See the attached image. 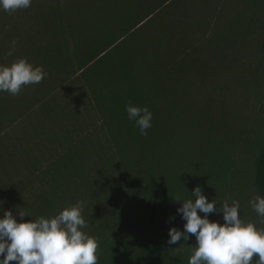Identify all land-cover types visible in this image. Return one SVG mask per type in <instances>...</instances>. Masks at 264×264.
<instances>
[{"label": "trees", "instance_id": "1", "mask_svg": "<svg viewBox=\"0 0 264 264\" xmlns=\"http://www.w3.org/2000/svg\"><path fill=\"white\" fill-rule=\"evenodd\" d=\"M33 12V65L56 84L35 105L56 132L0 146V218L24 212L28 222L83 201L98 264H188L195 236L169 245L168 232L183 231L177 209L197 186L217 208L238 182L264 197V132L248 169L234 168L251 147L241 118L214 109L209 83L245 46L264 0H52ZM7 28L0 21L1 35ZM15 97L0 91V143L29 112L3 126ZM129 101L153 114L146 136ZM208 218L224 223L223 213Z\"/></svg>", "mask_w": 264, "mask_h": 264}, {"label": "clouds", "instance_id": "2", "mask_svg": "<svg viewBox=\"0 0 264 264\" xmlns=\"http://www.w3.org/2000/svg\"><path fill=\"white\" fill-rule=\"evenodd\" d=\"M32 0H0V8L14 13L31 7ZM15 43V42H13ZM8 55H12L10 51ZM46 73L42 66H33L25 58H17L10 65H0V91L17 96L28 85L39 84ZM130 121L135 122L142 136L152 127L153 114L147 107L125 105ZM193 199L181 200L177 209L186 221L183 231L172 227L167 241L177 244L182 238L195 236L188 264H264V227H257L240 216L238 200H224L219 208L216 199L211 202L197 186L191 193ZM251 208L264 225V197L254 196ZM83 201L71 204L54 216H39L23 222L28 215L18 212V222L11 211L0 218V264H98V240L81 229L87 227L83 218ZM198 213H203L201 217ZM223 213V221L209 220V214Z\"/></svg>", "mask_w": 264, "mask_h": 264}, {"label": "rangeland", "instance_id": "3", "mask_svg": "<svg viewBox=\"0 0 264 264\" xmlns=\"http://www.w3.org/2000/svg\"><path fill=\"white\" fill-rule=\"evenodd\" d=\"M51 1L32 0L31 7L11 14L0 8V21L8 24L6 32L0 34V65L7 66L9 65L8 61L22 56H25L24 58L32 65L35 64L34 57L40 52V46L35 26L36 15L33 11L37 5L47 4ZM258 18L261 19L255 21L252 28L249 29L250 35L245 46L235 55V60L230 67H220L217 79H212L209 82L210 84L216 83V85H210L217 89L211 95L214 109L218 106L221 108L225 106L229 109L228 116L235 115L241 118L239 132L251 147L245 153L241 152L240 160L238 159L237 164L235 163L234 168L243 171L248 169L249 161L253 155L254 141L264 132V16ZM20 45L24 51L19 49ZM10 51L12 55H8ZM54 82L55 76L51 73V76L46 75L41 83L24 87L21 94L15 97V101L11 105L13 108L2 114L1 123L3 126H6L9 120H16L25 111L29 110V112L21 117V122H16L8 128L0 146L18 149V144L23 145L24 140L26 143V140L38 139L42 133L51 137L50 131L56 132L47 116L41 112L39 107H36L37 102L54 88L56 85ZM207 90L209 92V88ZM238 122L239 119L234 120V124ZM233 159L234 157H232ZM234 187L237 193L234 191L231 198L232 200L233 198L236 200L235 197L238 198L241 218L261 227L256 218L257 214L249 203L255 195L248 188H240L239 182Z\"/></svg>", "mask_w": 264, "mask_h": 264}]
</instances>
